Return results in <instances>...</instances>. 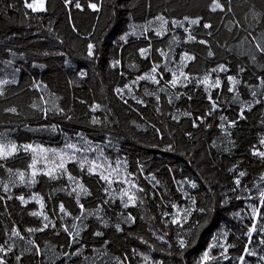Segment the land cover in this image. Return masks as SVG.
Instances as JSON below:
<instances>
[{
    "label": "trees",
    "instance_id": "1",
    "mask_svg": "<svg viewBox=\"0 0 264 264\" xmlns=\"http://www.w3.org/2000/svg\"><path fill=\"white\" fill-rule=\"evenodd\" d=\"M88 2L80 0L81 10L74 6L66 8L63 0H48L47 12L32 13L23 7V0H0V80L16 81L5 86V96L0 97V133L17 144L63 148L66 143H74L81 149L89 146L94 149L77 152L81 158L85 155L96 158L102 150L113 166L117 161H126L119 178L134 179L147 195L140 193L143 203L138 201L136 206L124 208L119 190L128 187L127 184H120L118 178L105 192L106 185L98 176L81 173L76 163H68L72 175L82 178L91 193L81 196L80 202L90 212L101 209L96 215L73 221L72 217L61 220L62 214L53 215L54 209L58 213L61 202L73 217L80 215L75 195L58 191L68 184L66 178L50 180L39 175L35 185L10 186L8 193L0 187V196L6 198L0 201V243L7 238L4 228L10 229L13 224L26 237L14 238V252L7 257L8 264H17L15 255L21 253L20 264H116L115 258L123 259L125 255L129 264H144V255L150 257L152 264H198L216 238L220 243L234 245L228 252L230 259H221L219 264H240L237 257L244 254L248 228L253 223L264 224V220L252 218V207L259 204L257 186L264 187L260 180L264 161L252 155L253 150L264 151V145L259 143L264 137V87L258 79L264 77V57L255 50V43L262 42L264 32L262 0H231V12H212L208 7L210 0H103L99 12L89 9ZM221 3L227 9L228 0ZM157 15L170 21L183 20L185 16L202 17L200 25L185 22V27L196 36V41L206 40L207 45L187 41L184 28H171V24V31L162 39L151 29L141 35ZM204 23L212 27L205 29ZM132 25L137 26L136 35L129 36L125 43L120 38L132 30ZM157 27L156 23L151 26ZM249 32L257 40L248 36ZM173 36L179 40L169 48L168 41ZM149 40L151 53L144 59L138 50L148 47ZM90 42L96 44L94 59L87 57ZM157 49L168 52V67L173 69L184 52L194 55L196 59L188 62L185 72L197 79L219 64L229 69L227 73L213 74V79L219 75L222 80L220 89L210 90L213 99L218 98L219 109L204 123L197 121L198 127L193 126V119L204 116L211 105L204 86L195 81L166 92L158 91L164 81L161 85L141 81L131 92L125 90L123 98L116 94L117 87L148 72L153 62L163 64ZM209 50L214 53L211 57ZM115 60L121 63L112 67ZM241 67L245 69L242 73ZM227 75H236L242 81L236 99L234 93L227 91ZM43 78L54 88L44 87ZM170 79L171 74L165 72L164 80ZM145 90L159 94L160 101L146 96ZM252 91H256V97L251 95ZM257 99L261 103L256 104ZM137 100L144 103L138 104ZM94 103L101 105L96 112L90 110ZM33 104L37 107L33 108ZM12 106L17 108L16 113L4 111ZM186 111L192 113L191 117L182 115ZM221 116L237 121L228 129L230 135L219 127ZM92 117L101 123L92 124ZM209 124L211 127H207ZM168 145H172L171 151L166 150ZM28 163L30 156L21 151L8 166L25 169ZM239 171H245L246 175L236 188L234 180ZM153 175L159 184L151 179ZM0 179H7L3 170ZM192 182L196 188L191 187ZM35 193L44 197L45 211L57 227L28 234L25 228L41 225L39 219L28 215L38 205L34 202L21 205L15 197L23 194L28 198ZM9 195L13 199L8 200ZM172 203L191 212L180 225L171 224V216H163L164 212L175 213L170 207ZM201 208L206 211H199ZM128 214L135 217L134 223L127 221ZM73 222L81 228L80 244L72 249L62 248L68 239L62 225ZM117 224L122 231L116 230ZM96 231L103 235L95 236ZM157 236H164L167 243ZM141 238L149 244H144ZM28 239L40 244L42 255H32ZM180 239L188 242V246L181 249ZM259 239L260 236L253 235L257 255L244 254L248 264H258V257L264 255V245H259ZM75 248H80L81 256L63 257V252ZM220 251L216 247L211 254L219 256Z\"/></svg>",
    "mask_w": 264,
    "mask_h": 264
},
{
    "label": "snow or ice",
    "instance_id": "2",
    "mask_svg": "<svg viewBox=\"0 0 264 264\" xmlns=\"http://www.w3.org/2000/svg\"><path fill=\"white\" fill-rule=\"evenodd\" d=\"M64 5L66 8L69 6H74L76 9H82V4L80 3V0H63ZM103 4V0H89L87 3V7L91 9L94 12H99L101 10ZM48 0H23V7L26 9L31 10L32 13H45L48 11ZM12 5H10L11 7ZM262 6H264V0H262ZM210 10L212 12H217L218 10L220 12L232 11L231 7V0H228V7L225 9V5L221 3V0H210V3L208 5ZM27 15V13H25ZM261 15H264V13H261ZM202 17H195L190 18L188 16H185L183 20H169L164 15H157L153 21H149L148 24L144 27V31L141 32V35H145L147 31L150 29L154 31L155 35L158 38H163L166 36L170 31L171 28H184L185 33H188L187 35V41L189 42H198L200 44L207 45L206 40H199L196 41V36L193 35L190 32V29L188 27H185V22H187L190 26H196L200 25L202 21ZM153 23H156L158 25L157 28L152 29L151 26ZM169 24H171V28H169ZM136 25H132V30L130 32L125 33L121 36V40H123L125 43L128 42L129 36H135L136 35ZM203 27L205 29L211 28L212 25L209 23H204ZM75 30V29H74ZM211 33H209L210 35ZM248 36L253 37V40H257L256 37L253 36L252 32L248 33ZM147 39V36H145ZM247 38V37H246ZM179 40V37L173 36L168 41V46L171 48L173 43H176ZM261 41L262 42H256L255 43V50L261 54L262 57H264V32L261 33ZM151 41L149 40L148 47L140 48L139 54L142 58L148 59L151 53ZM159 53V56L163 58V64L160 62H153L152 67L148 72H145L141 75H138L134 80H132L130 83L125 84L123 87H117L115 89V92L117 95L121 96L123 98V94L125 90L128 92H131L133 89V86L139 85L141 81L150 82L154 85H161V82L164 81L163 86L159 87V92H166L169 88L176 89L177 87H186L188 83H192L195 81L198 85L204 86V91L208 93V100L210 102V109L204 116H197L195 119H193V126L198 127L197 121L199 123H204L208 116H211L214 112H216L219 109V103L218 98L213 99V96L211 94V89H220L222 87V80L220 79L219 75H216L215 79H213V74L218 73H227L229 69L224 64H219L217 67L212 68L210 72H206L201 78L197 79L196 77L192 76L189 72H185V68L188 66V62L194 61L196 57L194 55H190L188 52H184L179 57V63L176 65L175 69L168 67V61H169V54L167 51L163 49H157L156 50ZM214 53L209 50L208 56H213ZM87 57L88 58H95L96 57V44L94 43H88L87 44ZM252 60H256V56L253 55ZM120 60H115L112 64V67H116L120 65ZM163 69V71H161ZM245 69L241 67L239 69V72H244ZM168 72L171 74L170 80H164V73ZM83 76L84 73H81ZM123 75V73L121 74ZM228 86L227 91L234 93V99H236L239 95V86L241 85L242 81L237 78L236 75H227L226 77ZM260 80V85L264 87V77H258ZM16 83L15 79L13 80H7L3 79L0 80V97L5 96V86L9 84ZM36 87H40V85H36ZM44 87H47L46 85ZM146 96H154L156 101H160V95L156 92H149L145 90ZM251 95L253 97L257 96L256 91H252ZM180 95H176V99H179ZM191 99V97H188ZM133 99L135 97L133 96ZM83 103V101H81ZM138 104H143V100H137ZM172 98L169 97L168 103H172ZM124 103H127V100L124 101ZM256 104L261 103V100L257 99L255 100ZM33 108L37 107L35 104L32 105ZM101 108V105L98 103H94L90 106V110L92 112H96L98 109ZM251 108V104H249V109ZM4 111L9 113H16L17 108L15 106L8 107L4 109ZM58 111L63 112V109H58ZM157 111H159V108H157ZM184 116L191 117V112H184L182 113ZM173 119H177V117L173 116ZM240 118L244 117V109L242 107L240 112ZM71 119V117H69ZM220 120L222 123L219 125V127L225 132L226 135H230V132H228V129L231 127H234L237 124L236 120L228 121L227 117L221 116ZM264 122V121H262ZM92 124H99L101 121L97 119L96 117H92L91 119ZM55 127V126H53ZM207 127H211V125H207ZM159 132V129L156 130ZM191 134L189 133V136ZM259 143L261 145H264V137H261L259 140ZM71 150V151H68ZM168 151L172 150V145H168V148L166 149ZM24 152L25 154H28L30 156V163H28L27 167L25 169H14L12 167L8 166V162L15 159L20 152ZM81 151H94L90 146L86 149H81L77 147L74 143H66L63 148H48L44 147L42 145H33V144H17L16 142L12 140H8L5 133H0V170H3L7 174V179H0V187H2L3 191L5 193H8L11 187H16L20 185L31 187L37 183V177L39 175H43L48 177L50 180H59L64 179L68 181V184H66L64 187L58 189V191H66L68 195H75L76 204L79 207L80 215L72 216V213H70L63 202L59 203L58 205V213L56 210H53V215H60V219L63 220L65 217H72L73 221H79L82 218H86L87 215H96L101 209L97 208L95 212H90L88 209L85 208V205L81 203V196H89L91 195L88 187L82 182V178H78L69 171L67 165L68 163H76L81 171V173H86L88 175H95L98 176L99 181H103L106 187H104V191L108 192L109 189H111V186L114 182H117V179L120 177V173L122 171V165L126 166V161H117L115 163V166H113L112 162H110L107 157L103 156V151L101 150L99 155L96 158L89 159L88 156H83V158L76 155L77 152ZM252 155L258 157L261 161H264V151H260L258 149L253 150ZM126 171V167L123 169ZM141 171H143L141 167ZM230 171H234V169H230ZM131 173H128V176H131ZM246 175L245 171H239L238 176L235 178L234 183L236 185V188H239L241 186V178H243ZM153 181L156 182V184H159V181L156 180V177L153 175L151 177ZM261 182H264V175H261L260 177ZM187 182V181H186ZM120 184H127L128 187L121 188L119 190V197L121 199V202L123 204L124 208H128L129 206H136L137 202L143 203L144 199L139 195L140 193H145V189L141 187L134 179H128L125 178H119ZM192 188H196L197 185L192 182L191 183ZM258 187V206L252 207V218L254 220H264V211H262V208H264V187ZM236 188H233L232 191H236ZM70 189V190H69ZM156 194H153V198H155ZM51 198V197H50ZM126 198V199H125ZM6 198L5 196H0V201H4ZM8 200L13 199L12 196H7ZM15 199L19 200L21 205L27 206L30 202H34L38 205V208L36 210H31L28 212V215L34 218H37L41 221V225L38 227H27L24 229V232L28 234H35V233H43L49 228L55 229L57 227L54 220L50 217L48 212L45 211L46 203L44 200V197L40 195L39 193L31 194L28 198L25 197V195L21 194L19 196H16ZM104 203H108V201H104ZM192 203H195V199L192 200ZM5 207H7L5 205ZM170 207L172 209H175V213H169L164 212V217L171 216V224L173 225H180L182 220H186L189 215H191V212L188 209H181L176 203L170 204ZM199 211L204 212L205 209L201 208ZM183 213V215H181ZM2 215V213H0ZM100 218V217H97ZM127 221H130L132 223L135 222V217L131 216V214H128L126 217ZM106 225V222H105ZM62 230L64 233L67 234V243L66 245H61V247H67L69 249H72L74 245L80 244V237H81V228L76 223H71L70 225L64 224L62 225ZM117 231H122L119 224L116 225ZM4 234L6 235V239L3 241V243H0V264H8L7 257L10 253L14 252V246H15V240L14 238H18L20 240H25L26 237L24 234H22L20 228L13 224V226L9 229L7 227L4 228ZM55 235H59V232H55ZM256 234L260 236V239L258 241L259 245H264V224H256L253 223L247 230V239L248 243L245 244L243 248V253L246 254L249 257L256 256L257 253L255 251L254 247V241H253V235ZM95 236L99 237L102 236L103 233L100 231H96L94 233ZM155 235V233H153ZM224 235H227V233H224ZM158 240L164 241V236H157ZM142 239V238H141ZM142 242L144 244H149L147 240H143ZM167 243V241H164ZM28 243L31 245V249L29 251L34 256H40L42 255V248L40 244L36 242L34 239H28ZM107 243V242H105ZM151 247V245H149ZM188 246V242H186L184 239L179 240V247L181 249ZM83 247V245H81ZM219 247L221 249L219 256H213L211 254L212 249ZM234 247L232 244H226V243H220L219 238H216V242L209 245L208 250L204 251L198 264H213V262H216V264H219V261L221 259L223 260H229L230 257L228 255L229 249ZM135 252V249L133 250ZM139 254V253H137ZM241 254L237 259L240 261V264H248V261L245 258V255ZM64 258L70 259L71 257H79L82 255L80 248H75L73 251L68 252L65 251L62 253ZM23 253L19 255H15V260L17 264H20L22 260ZM116 264H129L127 255L124 256L123 259L120 257H116ZM144 264H152V261L150 260V257L147 255L143 256ZM260 262H264V255H261L258 257V264Z\"/></svg>",
    "mask_w": 264,
    "mask_h": 264
},
{
    "label": "rangeland",
    "instance_id": "3",
    "mask_svg": "<svg viewBox=\"0 0 264 264\" xmlns=\"http://www.w3.org/2000/svg\"><path fill=\"white\" fill-rule=\"evenodd\" d=\"M43 83L50 89L54 88L53 84L46 78H43Z\"/></svg>",
    "mask_w": 264,
    "mask_h": 264
}]
</instances>
